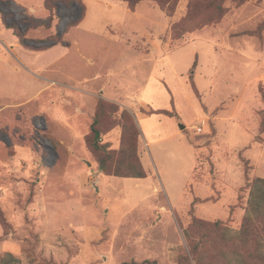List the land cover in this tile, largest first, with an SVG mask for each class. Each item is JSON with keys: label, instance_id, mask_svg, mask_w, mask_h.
Masks as SVG:
<instances>
[{"label": "rangeland", "instance_id": "rangeland-1", "mask_svg": "<svg viewBox=\"0 0 264 264\" xmlns=\"http://www.w3.org/2000/svg\"><path fill=\"white\" fill-rule=\"evenodd\" d=\"M194 1L0 0V264L235 262L210 228L193 259L184 229L198 217L236 231L264 178V0H225L209 24ZM151 50L177 132L158 145L138 121L153 110L138 96ZM98 101V142L135 145L145 177L99 168L85 142ZM124 150L111 171L136 170Z\"/></svg>", "mask_w": 264, "mask_h": 264}, {"label": "trees", "instance_id": "trees-1", "mask_svg": "<svg viewBox=\"0 0 264 264\" xmlns=\"http://www.w3.org/2000/svg\"><path fill=\"white\" fill-rule=\"evenodd\" d=\"M56 0H44V6L48 8L54 7L53 3ZM125 2L130 10L138 4L141 0H120ZM157 4L161 9L166 10L169 13L173 7H175L177 0H150ZM225 0H198L194 1L193 4L188 6V11H197L200 14L207 10L211 11V14L205 19L203 24H209L216 22L224 14L225 8L223 2ZM237 3L243 0H232ZM184 21V19H183ZM7 26H10L5 22ZM18 40L21 44H24V39L20 34H17ZM25 45V44H24ZM108 105L103 101H98L95 112V119L90 126V132L85 135V142L91 149L96 157L99 168L106 174H115L121 176H132V177H145L146 171L139 163L135 154V145L129 144L128 146H122L118 152H112L104 150L103 144L98 142L100 137L101 127L99 124L108 114ZM156 112L151 110L149 113ZM160 112V111H159ZM161 112L172 115L167 110ZM264 126H262V129ZM264 131V130H263ZM126 134V132H125ZM132 153V162L136 164V170L128 173H118L111 171L108 166V162L114 159L115 156L126 155V150ZM134 150V152H133ZM207 228L214 229L215 231L221 232V240L227 247H233L232 253L235 256V262L233 264H264V178L255 177L252 180L250 186V194L246 206L245 214L241 220L240 227L233 232H228L229 229L220 226L219 222L207 223L201 218H192L189 225L184 229V235L189 247V252L193 256V259L197 261L202 258L198 255L199 245L204 241V238L209 236L211 233L207 232ZM219 236V234H217ZM196 240L197 242H194ZM212 242V241H211ZM232 242V243H231ZM2 262V260H1ZM3 264H19L18 259L14 258L13 255L7 254V257L3 258Z\"/></svg>", "mask_w": 264, "mask_h": 264}, {"label": "crops", "instance_id": "crops-1", "mask_svg": "<svg viewBox=\"0 0 264 264\" xmlns=\"http://www.w3.org/2000/svg\"><path fill=\"white\" fill-rule=\"evenodd\" d=\"M109 50H108V52H109ZM157 53L158 52L155 50H153V51L151 50V52L149 53L151 63L149 64V70L148 71H147L148 65L140 66L139 70H138L139 74H141V76L143 77V84L139 88V94H138L140 101L149 105L153 110H156V112L148 114V116L142 115L138 120L139 126H141V124H143L145 126V131L149 134L148 143L151 145H158L160 143L167 142L170 137L177 135V132L173 131L174 127H175V118L173 116H169L168 114L161 112L162 110L168 109V107H169V100H168L169 93H167L168 90L166 89L165 86H163V84L161 82H157L156 80L153 81L152 72L154 70H156L157 66H158V63H157L158 55H157ZM169 53L170 52L162 53L161 59L163 60V62L165 64L170 66V68L173 70V73L175 74V76L177 77V80L179 82L180 81V74L177 72L175 64L172 62V59L169 57ZM142 70L144 71L143 74L141 73ZM123 74H125V73H123ZM125 78H128V76L125 75ZM172 91H173V89H172ZM76 92L85 93L84 95H86V96L89 95V91L82 90L81 88H78ZM173 93H174V91H173ZM182 111H180V112H182ZM191 112L193 113L194 110L192 109ZM183 113L185 114L184 111H183ZM187 113H189V112H187ZM187 113L185 115H187ZM180 137H182V136H180ZM182 138L184 140H186L184 137H182ZM263 143H264V141H263ZM263 143H262V149H261L262 154L264 152V144ZM262 154H261V156H262Z\"/></svg>", "mask_w": 264, "mask_h": 264}, {"label": "built area", "instance_id": "built-area-1", "mask_svg": "<svg viewBox=\"0 0 264 264\" xmlns=\"http://www.w3.org/2000/svg\"><path fill=\"white\" fill-rule=\"evenodd\" d=\"M197 124H198V125L195 126V131H196V133H198V132H200V131L202 130V127H201V125H200V124H202L201 121H198Z\"/></svg>", "mask_w": 264, "mask_h": 264}, {"label": "water", "instance_id": "water-1", "mask_svg": "<svg viewBox=\"0 0 264 264\" xmlns=\"http://www.w3.org/2000/svg\"><path fill=\"white\" fill-rule=\"evenodd\" d=\"M184 125L182 123H179V127H183Z\"/></svg>", "mask_w": 264, "mask_h": 264}]
</instances>
